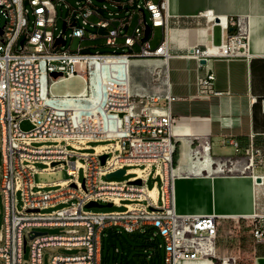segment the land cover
Segmentation results:
<instances>
[{"label": "built area", "instance_id": "built-area-1", "mask_svg": "<svg viewBox=\"0 0 264 264\" xmlns=\"http://www.w3.org/2000/svg\"><path fill=\"white\" fill-rule=\"evenodd\" d=\"M24 1L0 0L3 264H43L42 250L47 246L83 248L74 255L54 254L49 264H101V237L108 226L130 233H148L150 239L159 237L164 264L201 258L216 259L217 264H236L235 255L218 256L216 252L222 217L179 214L175 210L176 118L168 111L175 98L168 91L166 75L160 69L153 73V80L162 87L160 91L137 94L130 87V60L169 57L167 1L143 0V5L136 4L125 20L101 16L94 1L105 0H76L60 27L58 0H26L28 6ZM114 4V15L126 9L118 1ZM101 8L106 9V5L102 3ZM108 15L112 12L108 11ZM215 19L208 22L211 27L219 26V42L192 46L185 54L204 68L197 79L199 96L222 94L214 88V59L248 56L246 20L230 15L222 24ZM146 25L151 36L155 28L162 31L161 40L154 47L149 44V34L143 40ZM229 27L233 28L231 32ZM67 28H71L68 34ZM123 28L126 29L121 33ZM60 37L64 43L55 44ZM73 40H78L75 47ZM100 44L127 46L128 50L84 51ZM202 59L204 64L200 63ZM53 72L58 76L53 77ZM71 77H78L83 92H67L63 87L52 90L60 78ZM253 99L257 98L250 96L251 103ZM260 102L264 108V100ZM22 120H28L32 127L22 130ZM254 135L249 132V145L242 159L236 155L226 157L214 171L247 173L254 180L260 177L262 182L264 153L253 144ZM224 141L237 154L239 148L233 135ZM200 146L207 150L208 140H202ZM101 154L107 155L103 165ZM197 159L202 163L206 160L201 153H197ZM38 163L42 164L41 169L37 168ZM64 166L67 179L35 182L37 172H53ZM153 166V176L160 184L148 188L146 181ZM118 169L125 170L123 176H131L126 180L123 176L106 178ZM137 179L139 184L134 183ZM91 200L111 202L121 209L86 208ZM239 219H251L253 243L264 241V215L253 213L235 220ZM47 226L65 227V231L48 234L33 230ZM27 247L29 258L24 263Z\"/></svg>", "mask_w": 264, "mask_h": 264}, {"label": "crops", "instance_id": "crops-1", "mask_svg": "<svg viewBox=\"0 0 264 264\" xmlns=\"http://www.w3.org/2000/svg\"><path fill=\"white\" fill-rule=\"evenodd\" d=\"M211 1L167 0L169 57L132 59L129 64L130 85L134 93L145 94L162 90L153 80L154 71L160 69L161 74L166 75L169 93L175 98L170 102L168 111L176 118L175 168H179V174L174 177L173 191L175 210L179 214L209 213L211 191L195 184L200 176L252 177L250 174H221L214 171L217 164L226 157L236 155L243 158V151L249 145V132L255 134L253 144L264 153V112L261 111L258 101L264 97V55L248 54L229 59H214V88L222 94L208 97L197 95V79L204 68L185 54L192 46L210 42L217 44L220 40L219 26L211 27L206 16L202 14ZM217 4L218 8L226 9L228 6L232 10L227 17L239 15V12L253 17L264 14V0H242V4H239L238 0H220ZM197 14L200 15L196 16ZM155 29L149 38L152 47L156 46L162 37L161 29ZM141 76L146 79L144 84L138 81ZM82 86L80 85V88ZM250 96L256 97L257 101L253 99L251 103ZM229 135H233L237 142V154L234 147L224 141ZM202 140H208L207 150L201 149ZM197 153L204 155L207 160L203 163L200 159L196 160ZM252 207L253 213L264 215V181L254 180ZM222 218L221 225L232 220L228 217ZM220 231L219 237L223 235ZM218 241L220 242V239H216L218 256L230 253V249L221 245L225 243L226 238L221 240V244ZM246 252L250 257L249 264H264V241L253 245V248ZM207 260L210 264L216 261ZM185 262L181 260L177 264Z\"/></svg>", "mask_w": 264, "mask_h": 264}, {"label": "rangeland", "instance_id": "rangeland-1", "mask_svg": "<svg viewBox=\"0 0 264 264\" xmlns=\"http://www.w3.org/2000/svg\"><path fill=\"white\" fill-rule=\"evenodd\" d=\"M76 0H58L57 3V12H58V23L57 26H61V22L64 18H66L69 14V6H73ZM120 2V4L126 9L121 10L118 15H114V11L117 9L114 7V2ZM239 4H242V0H238ZM94 3L100 7L99 13L104 18H119L125 17V20L131 15V13L136 9V4L143 5V0H105L104 3L106 5V9L101 8L100 2L94 1ZM25 6H28V2L24 1ZM255 5V3H253ZM262 7V6H261ZM259 7L260 9H262ZM108 11L112 12V15H108ZM145 15H148V12L145 11ZM200 14H197L198 16ZM203 16V15H202ZM205 18V17H204ZM126 28H123L121 33L124 32ZM156 33L158 30L155 29ZM71 32V28L66 29V34ZM100 32L103 30L100 29ZM151 37L149 34L148 38ZM70 39L68 40L69 43ZM78 43V40H73L72 46L75 47ZM84 44V43H83ZM128 47L123 46L122 48L110 46V45H93L88 46L84 49L87 52H111V51H127ZM70 82L66 83L65 86L73 88H80V82L76 81V77H71ZM138 81L141 83H145L146 79L144 76L138 78ZM73 82L75 84H73ZM131 87V86H130ZM132 89V88H131ZM32 127L31 123L28 120H22L20 123V128L22 130H29ZM94 143H92L93 145ZM42 164L38 163L37 168L41 169ZM154 166L151 168V172L147 178L146 186L148 188L153 187L154 185L159 186L160 181L157 177L153 176ZM247 174V173H244ZM261 174H264L262 171ZM130 174H127L122 177V179L126 180L130 177ZM69 176L66 172V166L61 169L55 170L53 172H37L34 176V180L37 183H51L56 181H62L67 179ZM79 178L82 179V171H79ZM0 180H1V169H0ZM46 189L50 187L45 186ZM20 200L18 198V206L20 207ZM121 209L117 206L105 207V208H94V210L106 211V210H117ZM50 209L46 210L49 211ZM4 215V204L2 201V194L0 192V229L4 223L3 219ZM33 230L46 231L48 234H63L65 231V227L58 226H47L43 228H36ZM222 230V232L220 231ZM251 219H239L236 221L235 219L229 220L227 224H220L219 231L223 235L221 237L218 236L217 240H221L226 238L225 243L221 245L230 249V253L237 257L236 264H249L250 257L247 255L246 251L253 248L252 238H251ZM226 232V233H225ZM219 234V232H218ZM150 235L148 233H141L138 231L135 232H125L122 228L118 226H108L103 230V234L101 237V264H164L163 261V248L159 246L161 243V239L159 237L150 239ZM29 243V242H28ZM117 249V251H115ZM83 248L71 247L70 249L65 248L64 246H47L42 250V263L49 264L50 258L54 254H63V255H74L81 253ZM29 258V248L25 253H23V261L27 262ZM0 264H3V260L0 258ZM217 264V262H214Z\"/></svg>", "mask_w": 264, "mask_h": 264}, {"label": "bare ground", "instance_id": "bare-ground-1", "mask_svg": "<svg viewBox=\"0 0 264 264\" xmlns=\"http://www.w3.org/2000/svg\"><path fill=\"white\" fill-rule=\"evenodd\" d=\"M218 2H220V0H212L210 2V6H208V8H206L202 12V14L206 16L207 20H211L213 18H219L220 22L223 24L225 22L227 15L230 12H232V10L228 6L226 9L218 8L217 7ZM167 8H168V4H167ZM237 16H239L240 18H244L246 20L247 53L249 55L251 54L264 55V14L257 17H253L251 15L246 16L245 13L239 12V15ZM130 61L128 62V68ZM76 78H77L76 81L79 82L78 77ZM71 79L72 78H60L59 81L53 83L52 90H55L59 87H63L66 88L63 91L83 92L84 86L78 88V90L76 91L74 89H71L69 87L67 88L65 86V84L70 82ZM80 85L82 84L80 83ZM260 100H264V97L260 98ZM260 100L258 101L261 106V111L264 112L263 102H260ZM254 101H257V99H254ZM180 162L182 161L180 160ZM178 174H179V168H175L174 169L175 177ZM262 181H264V174L262 176ZM195 184L200 186L201 188L209 189L211 191V195L209 198V203L211 204V206H209L210 210L208 209L209 213H207V215H212L217 217H228L233 219H237L240 217L247 218L253 215V207H252V195L254 190L253 177H241V176L201 177L200 176V178L195 181ZM151 194H153V191H151ZM201 214L202 212L196 213V215H201ZM185 261H186L185 264H210V261L207 260L206 258H201L199 260L191 259L189 261L187 260Z\"/></svg>", "mask_w": 264, "mask_h": 264}, {"label": "water", "instance_id": "water-1", "mask_svg": "<svg viewBox=\"0 0 264 264\" xmlns=\"http://www.w3.org/2000/svg\"><path fill=\"white\" fill-rule=\"evenodd\" d=\"M215 21H216V22H219L220 19H219V18H216ZM73 24H74V23H73ZM65 27H66V24H65V22H63V23H62V30H64ZM228 30L231 32V31L233 30V28H232V27H229ZM149 32H150V27H149L148 25H146V26H145V31H144L143 40H145V39L147 38ZM22 41H23V40H21V42H22ZM58 42H62V44H63V43H64V40H62V38L60 37V38H57V39L55 40V44L58 43ZM200 63L204 64V63H205V60L202 59V60L200 61ZM52 76H53V77H57V76H58V73L53 72V73H52ZM106 157H107L106 154H101V155H99V159H100V164H101V165L104 164ZM124 173H125V170H124V169H118V170H116V171H113V172L108 173V174L106 175V178H110V177L120 178V177H122V176L124 175ZM255 181H256V182H261V178H260V177H257V178L255 179ZM134 183L139 184V183H140V180L137 179V180L134 181ZM111 206H112V203H111V202H107V203L102 204V203H98V202L93 201V200L87 202L86 205H85L86 208H105V207H111ZM39 233H41V232H36V234H39ZM24 245H25V241H24Z\"/></svg>", "mask_w": 264, "mask_h": 264}, {"label": "trees", "instance_id": "trees-1", "mask_svg": "<svg viewBox=\"0 0 264 264\" xmlns=\"http://www.w3.org/2000/svg\"><path fill=\"white\" fill-rule=\"evenodd\" d=\"M176 157H177V152H176V154L174 155V161L176 160ZM115 251H117V249H115Z\"/></svg>", "mask_w": 264, "mask_h": 264}]
</instances>
